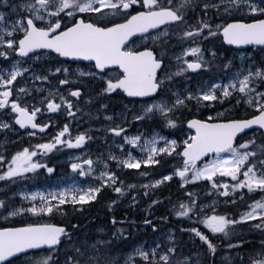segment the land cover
<instances>
[{
  "label": "snow or ice",
  "instance_id": "6c2138e0",
  "mask_svg": "<svg viewBox=\"0 0 264 264\" xmlns=\"http://www.w3.org/2000/svg\"><path fill=\"white\" fill-rule=\"evenodd\" d=\"M0 7L7 9V12L0 11V62L6 65L0 68V113L8 118L7 122L0 119V131H12V125H18L29 137L36 133L28 129L44 133L49 124L34 122L42 110L65 111L71 120H76L80 108L74 112L75 105L70 98L78 102L84 95L81 85L93 81L99 90L87 103H97V113H106L105 101L113 97L128 98L123 106V121L117 123L113 115L103 116L108 122L106 133L114 138L123 137V144L113 141L122 150L121 154L110 152L106 159L101 157L97 161L75 157L69 163L73 173L92 178L93 183L87 186L73 183L47 193L19 189V185L38 176L40 169L53 173L54 169L40 162L39 157L59 150L57 146L82 148L92 139L87 131L73 139L69 124H65L48 142L10 154L0 151V183L3 184L0 192L16 187L13 195L19 194L26 204L17 206L12 197L0 198V217L8 220L22 216L51 217L56 213L66 215V209L61 206L79 205L73 210L80 211L84 205L96 201L104 189H111L118 196L129 189L135 190L134 184L125 187L108 161H115L117 168L137 170L142 165L145 169L157 166L161 160L175 161L169 174H161L151 185H141L146 196L149 187L155 189L174 177L179 178L182 190L185 185L207 181L209 195L215 192L220 197H231L226 199L230 204L236 203L237 196L243 200L245 189L248 194L264 193V66L237 64L235 57L220 56L213 43L222 40L223 45L264 48V0H0ZM189 14L197 16L194 24L188 23ZM215 20L222 22L215 23ZM174 36L196 45L184 47L175 56L177 71H172L171 63H165ZM130 37L142 40V49L129 48ZM43 56L49 58L51 66L47 69L36 70L28 63L39 61ZM188 56L194 59L185 60ZM82 61L88 62L87 71L72 68V64ZM213 68L222 75L210 82V87L186 95V89L174 90V77ZM51 78H58V85H52ZM20 80L48 84L51 91L36 87V93L46 95L29 106L24 97H32V92L28 87H17ZM61 88H67V93H62ZM231 100H235L232 107L215 115L183 116V110L190 111L192 101L198 109H208ZM241 106L247 115L230 118L228 113ZM133 123L148 126L151 134L127 135L125 125ZM162 129H172L174 133L187 130L194 134L183 139L168 138L161 134ZM248 132L253 133L251 138ZM125 145L129 146L126 157L123 156ZM132 149L139 151L140 157H134ZM97 163L102 165L98 176L93 171ZM140 175L147 172L141 171ZM185 196L186 200L174 203L170 212L188 222L180 232L187 233L193 243L199 240V252L189 255L178 252V243L171 234L166 242L146 247L128 245L129 237L123 228L113 231L108 239L77 242L74 234L79 230L78 223L58 226L30 222L0 226V264H13V260L19 259L23 264H215L218 246L213 240L217 234L235 237V243L227 245L235 251V256L223 257L227 264H237V257L239 264H264V196L249 204L248 210L238 218L217 214L215 200L209 206L192 192L185 191ZM135 199L133 196V202ZM113 204L115 200L108 205L110 211ZM249 221H255L250 227L262 238L255 247L241 252L251 242L237 235L235 229ZM143 223L151 226L153 232L158 231L151 220L146 218ZM112 224H116L115 219ZM63 245L69 247L63 248Z\"/></svg>",
  "mask_w": 264,
  "mask_h": 264
},
{
  "label": "bare ground",
  "instance_id": "6f19581e",
  "mask_svg": "<svg viewBox=\"0 0 264 264\" xmlns=\"http://www.w3.org/2000/svg\"><path fill=\"white\" fill-rule=\"evenodd\" d=\"M218 54L222 57L226 58H232L230 53H228L226 50L222 48H218ZM247 51H253L255 50L253 47H248L246 49ZM235 52V51H233ZM235 62L237 64H244L246 67L248 65H253L251 62H243L240 60H237L235 58ZM4 66V64H3ZM222 73H218L216 69L211 71V74L209 77H207L205 74L201 75L199 77V83L197 84L198 89L203 88L205 86L210 87L214 79H218ZM98 84L91 82L84 86L82 89L84 95L82 97L89 98L90 96H95V92L98 91ZM183 88L181 91H184ZM187 92H193L189 89H186L185 95ZM92 122L98 123L99 125H103V116L106 115V113H97L96 109L98 108V104L93 102L92 104ZM234 103L228 102L224 103L223 105H219L218 109L219 111H225L232 107ZM123 106L122 103L117 107V112L123 117V115L120 113L123 112ZM195 106L193 110L198 111H204L206 112V116L210 115L213 109L208 108H197L195 101L191 104V107ZM108 110H110L108 106ZM191 110V109H190ZM112 115L117 120L122 121V118L117 114L115 109H112ZM116 112V113H115ZM229 117L231 118H242L244 115V108L241 106L239 110H233L230 113H228ZM126 127V126H125ZM127 135L133 136L138 135L142 132H147L150 134V129L148 126H140L138 130L133 134L132 131L127 128ZM188 131L183 132H173L172 129H167L165 132H161L162 135L168 136V138H176L177 136L182 138H185L188 134ZM191 134V133H189ZM27 144V141H23L21 137H18L14 140L12 143L11 148H18L20 146H25ZM108 145V139L106 138L105 141L102 139H98L94 141V144L91 147V151L96 154H102ZM10 148V149H11ZM160 159V158H158ZM168 162L167 160H161V163L157 166H150L147 169L144 168V166H141V169L137 170H129L119 173L118 170H116V174L118 175V178L122 181H124L125 187L128 184H134L136 186L135 190L129 189L125 192L123 195L122 200L118 198H114V192L111 189H108L107 192H105L106 189L102 190V194L105 192V196L102 197L100 201L98 202L95 207L90 210L83 216H76L73 218L72 223L73 224H79V230L77 231L80 237V240H84L85 238L90 239V242L95 239H106L107 237H111L112 232L116 229L123 228L125 230V234L128 235L129 239L127 241L128 245H139L141 247H145L146 245H153L156 242L164 243L166 242L167 235L175 232L176 241L178 243V252H187V246L186 245V237L180 232V229L183 227V225L179 224L177 221L179 220L174 215L171 214L170 210L174 203L178 204L180 201L184 200L182 194L179 192L176 186H169L172 181L165 182L158 186L157 188L153 189L149 187L147 189L148 195H145V190L141 187V185H151V183L156 180L160 179L161 174H166V171L169 167L167 166ZM159 166H162L159 168ZM146 171L147 175L141 176L140 172ZM153 172V175L150 173ZM146 177L148 179H152L151 182L145 183V179L142 178ZM141 180V181H140ZM42 182L41 179L36 180L33 184H38ZM141 183V185L139 184ZM167 185V186H166ZM16 192L15 187H12L10 190L5 189V191L0 193V198H4L5 196L12 197L15 204H17L16 195H13V193ZM187 192H192L194 194L197 193L196 188H192L191 190H188ZM133 196H135V202H133ZM115 200L116 204L112 205V210H109L108 205L112 203V201ZM158 201L157 204H153L152 201ZM207 205V204H206ZM210 206V205H209ZM216 206V213L221 215H227V217L236 216L237 218L241 215V213L237 212L234 208L233 210L231 207H229L227 204L218 203ZM80 206H77L79 208ZM73 209V208H71ZM210 213V212H209ZM57 214V213H56ZM55 216L57 217L59 214ZM167 216V220H162L161 217ZM149 219L155 224L158 231L153 232L152 227L149 225H145L143 221L145 219ZM115 219L116 224L113 226L112 220ZM177 220V221H176ZM106 229H109V236L105 235L104 232H106ZM107 238V239H108ZM117 247H123L120 245H117ZM188 253H191V251L188 250Z\"/></svg>",
  "mask_w": 264,
  "mask_h": 264
},
{
  "label": "flooded vegetation",
  "instance_id": "af4514ba",
  "mask_svg": "<svg viewBox=\"0 0 264 264\" xmlns=\"http://www.w3.org/2000/svg\"><path fill=\"white\" fill-rule=\"evenodd\" d=\"M196 20H197V16L195 14H189V17H188V23L189 24H194L196 22ZM221 22L222 21H220V20H215V23H221ZM143 43L144 42L142 40L135 39L134 41H132L128 45V47L132 48V49H136V48L142 49ZM213 43H214L215 47L222 48V49L226 50L228 53H230V55L232 57H235L236 59H238V55H237L238 53L236 51L233 52L234 50H232V49H225L223 47L222 40L219 42L214 41ZM193 46H196V45H194L190 40L187 42H182V41L176 39V37L174 36L172 38L170 44H169V49L167 52V58L165 60V63L166 64L171 63L173 65L172 71H177V68L175 66V56L181 54L182 49L184 47H193ZM204 47H207V45H205ZM41 59L49 60V58L47 56H43L40 58V60ZM184 59L185 60H193L194 57L188 56V57H184ZM205 59H207V53H205ZM28 63L30 64V61H28ZM0 66L2 68L6 67L5 64L3 66L2 62H0ZM50 66L51 65L49 64V67ZM71 66L73 69H80L83 71L84 70L87 71V66H85V65L72 64ZM214 69L215 68H213L211 71H213ZM36 70H40V69H36ZM211 71L199 70V72L197 74L187 72V73H185L184 76L174 77L173 78V80L175 81L174 84H175V86H177L179 88L178 91H181L184 88V89H189L193 92H196L198 89L197 84L199 83V77L203 74H205L207 77H209L211 74ZM58 76H59V74H58ZM93 82L97 83L95 81H93ZM51 84L52 85H58V78H51ZM21 86L28 87L32 92V97H29V96L24 97V99L28 101L29 106H31V104L34 103L36 100H39L40 97L46 95L45 92L36 93L34 91V89L36 87H43V88L47 89L48 91H51V87L48 84H41L39 81L28 80L27 83H25V80H20V83L17 85V87H21ZM83 88H84V86L81 85V89H83ZM59 90L64 94H66L68 91L67 88H61ZM70 99L73 100L74 105H75V107L73 108L74 112L76 111L77 107L82 108V106L80 104H83V103L88 104V109L90 108V104L87 103L88 98L81 97L78 102H76L75 98H70ZM127 102H128L127 98L121 99L120 97H113L110 101H105V103H107L109 108H110V110H108L106 112V115H112V112H114V111H112L113 108L117 112V107L119 105H121L122 103L125 104ZM230 102L235 104V100H231ZM226 103H228V102H226ZM128 107L131 108L132 107L131 104H129ZM120 113L122 114L123 112L121 111ZM117 114H119V113L117 112ZM12 115L14 116V114H12ZM88 115H89V117H87V118L79 117L77 115L76 120H71V118L66 115L65 111H60V112H58L56 118H49L46 110H42V112L40 114H38L35 122H38L41 124L48 123L49 128H47V130H46L47 134L39 135L38 133H36L35 136L29 137L27 135L26 131L22 132L18 127H16L15 125H12V131H9V132L0 131V151H6L9 154L12 153L15 149V148H11L12 143L18 137H21L23 139V141H27V142H36V143L48 142L56 134V132H58L65 124H69L70 130H71V136L73 139L77 134H79L81 132H85V131H87V134L90 135V129L93 131V128H91V125H90V113H88ZM128 115L130 117L131 113H128ZM119 116L122 118V121H123L124 115L122 117L119 114ZM0 119H4L7 122L8 118H7V116L0 113ZM114 119H116V118L114 117ZM116 122L120 123L121 121L116 119ZM107 124H108V122L104 121V119H103V125L101 128V132H103L104 134L98 133L97 135H95L93 137L92 140L86 141V144L82 148L69 149L67 147L57 146V148L59 150L52 151V152L48 153V157H49L48 167H52L54 169L53 173L49 174L46 171H44L43 169L38 170L39 173H41L43 175L48 174L51 177H54V181H58V182H67L68 180H70V181H72V184L73 183L82 184L83 186L88 185L89 183H93L91 177H89L86 180V179L80 177L77 173H73L69 167V163L72 162L73 158H75V157H80L81 159H89L90 158L93 161H97L101 157L106 159L107 153L103 152L102 154H96V153L91 151V147L94 144V141L98 140V139H102L105 141V139L107 138L108 139L107 148L110 147L112 149L111 153L118 155V156L121 154L122 150H119L120 148L115 147L113 141L115 140L117 143L123 144V137L114 138L111 136V134L105 133L106 131L104 129L106 128ZM97 132H99V130H97ZM126 149H127V146L125 145V147L123 149V156L124 157H126V151H125ZM135 155H136V157H138L137 153H135ZM42 158H43L42 163H45V156H43ZM121 158H123V157H121ZM75 162H80V161L77 160ZM108 164H109V167L113 171L118 170L119 173H123V172L127 171V169L117 168L115 161H108ZM83 167L85 169L87 168L86 165H84ZM101 167H102V165H100L98 163L94 164V166H93L94 175H97V176L99 175ZM131 170H134V169H131ZM64 174H68L71 177L69 179L68 178H62L60 180V177ZM46 180H47V178L44 177L43 181L45 182ZM147 182H151V180L146 178L145 183H147ZM139 184L141 185V183H139ZM119 199L122 200V198H119ZM104 234L109 236V234H110L109 229H106V232H104Z\"/></svg>",
  "mask_w": 264,
  "mask_h": 264
},
{
  "label": "trees",
  "instance_id": "16d2710c",
  "mask_svg": "<svg viewBox=\"0 0 264 264\" xmlns=\"http://www.w3.org/2000/svg\"><path fill=\"white\" fill-rule=\"evenodd\" d=\"M191 104H192V102H191ZM194 107L195 106H192V108H190L191 109L190 111L188 109L183 110V116H187L188 118H196V117L206 118L207 117L206 116V112L193 110V109H195ZM183 116L181 117V119H183ZM183 127L185 129V125ZM127 128H129L132 131V133H133L134 130H135V132L138 130L139 125L134 123V127L133 128L132 127H128V126H127ZM166 130L167 129H162V130H160V132H165ZM150 132H151V130H150ZM256 139H257V142H259V137L258 136L256 137ZM166 160L168 162V164H167V166H168L171 163V159H166ZM161 167L162 166H159V168H161ZM170 184L171 185H169V186H176L177 187L179 192L182 194L184 200H186L185 191L191 190L192 188H196V190L198 189L197 186H195V185H185V189L182 190L179 187V183H178L177 179L172 180V182ZM201 185H204V183H201ZM201 185L198 184V186L200 188H201ZM103 196H105V195L102 194L100 196V198L102 199ZM196 196L199 199L198 194H196ZM199 201L201 202L200 199H199ZM20 202L22 204H25V202H23V201H20ZM252 202H253V197H250L249 195H244L243 200L239 199L235 204H232L229 207H231L232 210L234 208L236 209V207H237V212L242 214L243 212H245L247 210L248 205L251 204ZM223 203L224 202L221 203V207H222ZM61 207L66 209V212H67L66 215H63L61 213H57V214H59L57 217L54 214L51 217L34 218L31 221L26 220V222L27 223H30V222L53 223V224L62 226L64 224L72 223L74 217H76L78 215L83 216L90 210V204L89 205H84L82 210H80V211H74L71 208H74V207H77V206H72V205H68V204L63 205ZM177 222L179 224L183 225V227H187L188 226V222L187 221H183L182 219H179ZM240 228L248 229V231H246V233L242 232V233L239 234V236L243 235V238L245 240L251 242L250 244H248L244 248L240 249L241 252H246V251L250 250L251 248L255 247L257 245L258 241L262 237H261V234L256 233L253 229H251L249 224H244V225L240 226ZM204 231L207 232V229H204ZM182 234L186 237V245H188L186 250L187 251L188 250L191 251L190 254L201 251L200 242H199L198 239L196 240L195 243H193V241L191 240V238L189 237V235L187 233H182ZM74 235H75V238H76L77 242H80L81 240H80L78 232H76ZM209 235H211V234H209ZM85 239H87V238H85ZM88 240L90 242V239H88ZM175 240H176V237H175ZM213 243L218 246L217 247V252L214 254V256H215V264H221L220 260H221L222 254L225 252L226 248L229 249L227 247L229 241H225V239L223 238V235L217 234L216 238L213 240ZM62 247L63 248H68L69 245H63ZM13 264H23V261L14 260ZM237 264H239V258L238 257H237Z\"/></svg>",
  "mask_w": 264,
  "mask_h": 264
},
{
  "label": "rangeland",
  "instance_id": "374dc122",
  "mask_svg": "<svg viewBox=\"0 0 264 264\" xmlns=\"http://www.w3.org/2000/svg\"><path fill=\"white\" fill-rule=\"evenodd\" d=\"M239 58H240V61H246V60H249L250 59V54L249 55H247V54H239ZM187 135H189V133L187 134ZM186 135V136H187ZM186 138V137H185ZM183 139V138H182ZM140 153V152H139ZM171 169H172V167H171ZM229 178H225V180L227 181ZM207 182V181H206ZM206 187H207V190L206 191H203L202 193H200V198L201 199H204V198H207L206 199V202L204 203V204H207V205H212L213 204V201L215 200L216 201V204H217V202H218V199H217V196H218V193H215V192H213V194L212 195H209V189H210V185L208 184V182H207V185H206ZM56 190V188H53V189H47V190H45L44 192L45 193H47V192H51V191H55ZM220 191H223V189H220ZM171 235H172V233H170ZM169 235V234H168ZM167 235V236H168ZM166 240H167V238H166ZM186 255V254H185Z\"/></svg>",
  "mask_w": 264,
  "mask_h": 264
},
{
  "label": "water",
  "instance_id": "95a60500",
  "mask_svg": "<svg viewBox=\"0 0 264 264\" xmlns=\"http://www.w3.org/2000/svg\"><path fill=\"white\" fill-rule=\"evenodd\" d=\"M132 38H133V37H130L129 40L132 39ZM228 46H229V45H228ZM248 46H251V45H248ZM248 46H239L238 48H239V49H244L245 47H248ZM236 47H237V46H236ZM255 47H261V46H255ZM82 62H83V61H82ZM84 63H88V62H84ZM192 133L194 134V132H192Z\"/></svg>",
  "mask_w": 264,
  "mask_h": 264
}]
</instances>
